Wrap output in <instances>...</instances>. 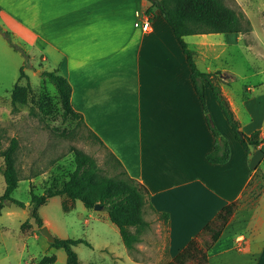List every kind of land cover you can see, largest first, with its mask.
<instances>
[{"label":"crops","instance_id":"0c3cea01","mask_svg":"<svg viewBox=\"0 0 264 264\" xmlns=\"http://www.w3.org/2000/svg\"><path fill=\"white\" fill-rule=\"evenodd\" d=\"M262 2L253 0L255 10L245 14L252 25L246 32L184 37L197 67L211 74L240 129L249 135L264 132V67L263 78L256 80L253 73L241 86L234 58L241 48L264 57V26L255 24L257 14L264 16ZM151 4L0 0V36L9 31L26 44L19 41L27 53L39 52L52 69L63 71L71 83L73 107L87 128L147 187L155 211L169 214L168 264H264V189L263 203L253 215L240 204L250 186L264 179V141L244 148L205 78L199 80L203 103L183 46L159 8L153 15L146 12ZM211 122L230 147L226 162L207 159L216 145ZM29 180L35 185L34 178ZM19 207L6 210L0 222L7 237L10 220L18 217L21 226L26 220L34 223L29 210ZM24 233L15 243L21 253L38 244L57 260L58 248L47 238L36 231ZM121 241L108 250L110 256L120 264H142ZM28 254L25 264H39L45 256Z\"/></svg>","mask_w":264,"mask_h":264},{"label":"rangeland","instance_id":"374dc122","mask_svg":"<svg viewBox=\"0 0 264 264\" xmlns=\"http://www.w3.org/2000/svg\"><path fill=\"white\" fill-rule=\"evenodd\" d=\"M225 2L244 15L245 22L249 21L246 18L247 13L255 10L253 0ZM262 12L264 14V11ZM259 15L261 14H257L258 18H255V24L262 28L264 16ZM261 17L262 21L259 19ZM249 26H252L250 21ZM9 39L20 46L25 43L11 34L9 38L5 31L0 36V143L3 148L10 143L12 137L19 139L16 164L21 179L12 196L25 202L31 198L32 191L40 195L45 192L48 185L61 187L70 172L75 169L74 149H82L92 155L99 164L101 176L120 173L122 167L117 164L110 151L91 134L85 122L64 114L56 87L45 74L46 71L54 69L48 62L42 60V54L39 52L29 54L27 46L23 45L24 53L16 49ZM19 41L23 44L21 45ZM234 59L240 72L241 86L254 78L253 73L257 74L256 80L263 78L260 71L264 67V57L253 52H245L241 48L238 58ZM22 67L27 75L19 80ZM60 72L64 74L63 71ZM15 83L27 87L24 101L18 100L13 103L12 90ZM23 94L24 91H20V95ZM4 166V158L0 154V196L6 186ZM32 178L35 185L29 180ZM263 189L264 179L257 185H251L240 201V204L248 206L246 208L249 211L248 215H253L263 203L261 202ZM66 198L68 197L58 195L39 209L41 216L48 220L54 236L87 239L91 246L85 243L74 246L83 264H120L119 260L108 253L110 248L119 246L122 242L118 227L110 221L108 211L103 207L88 208L79 199L71 200L73 205H70V199L65 201ZM25 203L26 210L31 203ZM64 203L66 206L68 204L69 208L66 209ZM5 208V211L11 208L20 209L19 205L12 202L7 203ZM5 211L3 217H0V222L5 221ZM29 212L31 213V207ZM144 218L148 223L140 231V240L130 250L131 257L142 264H168L169 231L165 219L149 205L145 207ZM31 219L34 223L26 220L24 226H21L18 217L10 220V237H7L0 228V264H25L29 251L35 253L38 259L47 254L38 244H31L29 251L22 253L15 244L20 237L27 235L24 231L26 233L36 231L40 236H44L41 227L32 216ZM57 250L58 258L53 264H67L65 250L63 248ZM172 264H183V261Z\"/></svg>","mask_w":264,"mask_h":264},{"label":"trees","instance_id":"16d2710c","mask_svg":"<svg viewBox=\"0 0 264 264\" xmlns=\"http://www.w3.org/2000/svg\"><path fill=\"white\" fill-rule=\"evenodd\" d=\"M151 6L147 9L149 15L154 14V8L157 7L164 14L172 26L179 42L183 46L184 52L190 63L192 78L203 103L205 102V93L203 86L199 83L201 78L207 79L212 86L214 96L221 105L223 112L232 127L237 139L246 150L251 146L260 143V130L252 134H246L240 129V123L235 118L233 111L227 99L222 94L221 88L211 79V74L202 72L196 64L194 51L191 50L184 37L190 34L208 33V32H246L250 30L249 21L245 22L243 15L229 6L225 0H150ZM10 38V32L5 31ZM11 40V39H9ZM10 43L24 52L22 46L14 41ZM25 53V52H24ZM45 74L50 81L54 83L64 114L75 117L81 121L84 118L77 112L71 102V83L59 69L48 70ZM24 68H21L19 80L26 76ZM20 91H24L20 95ZM27 96V87L15 83L12 90L13 103L24 101ZM210 118V117H209ZM211 127L216 136V145L212 152L207 154L210 162H226L230 158V147L227 140L221 136L215 125L211 122ZM91 131V130H90ZM91 134L104 145L103 141L93 131ZM19 148V139L12 137L10 143L3 147L0 143V154L4 158L3 174L5 176L6 186L4 193L0 196V212L7 203H16L21 207H26V203L12 196L14 190L18 187L20 176L16 164V154ZM76 156L75 169L70 172L67 180L61 187L48 186L43 194H36L32 191L30 215L34 218L36 224L40 227L44 225L43 219L39 214V207L45 204L50 197L64 195L72 201L81 200L88 208H95L96 204L102 205L108 211L110 220L119 228L121 237L129 250L135 247V243L140 240V231L148 223L144 218V210L147 205L155 208L150 203V192L145 185L137 179L131 177L123 167L121 161L112 153L111 156L117 164L122 167L120 173L110 176H101L100 167L97 160L82 149H74ZM64 206L66 204L64 203ZM69 205L65 207L69 208ZM158 213V212H157ZM159 215L165 219L168 224L169 214L161 213ZM28 221V220H27ZM24 226V224H23ZM133 228H135L133 230ZM85 243L91 246V243L85 238H63L55 236L51 246L63 248L67 255V264H83L75 245ZM56 261L55 255L43 256L39 264H50ZM172 264V263H170Z\"/></svg>","mask_w":264,"mask_h":264},{"label":"water","instance_id":"95a60500","mask_svg":"<svg viewBox=\"0 0 264 264\" xmlns=\"http://www.w3.org/2000/svg\"><path fill=\"white\" fill-rule=\"evenodd\" d=\"M33 204L31 203L29 206H27V209L30 211V207L32 206ZM95 208L96 209H101L102 208V205L100 204H96L95 205ZM41 233L47 237V239L52 242L54 241L55 239V236L53 235V233L51 232V230L49 229V227L47 225H43L41 227Z\"/></svg>","mask_w":264,"mask_h":264},{"label":"built area","instance_id":"2783aa9c","mask_svg":"<svg viewBox=\"0 0 264 264\" xmlns=\"http://www.w3.org/2000/svg\"><path fill=\"white\" fill-rule=\"evenodd\" d=\"M259 137H260L261 141H263L264 140V132L260 133Z\"/></svg>","mask_w":264,"mask_h":264}]
</instances>
